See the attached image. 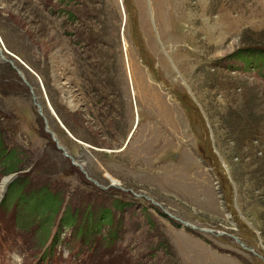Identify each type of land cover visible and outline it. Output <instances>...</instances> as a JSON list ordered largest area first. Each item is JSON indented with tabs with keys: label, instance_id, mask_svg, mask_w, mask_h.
I'll return each mask as SVG.
<instances>
[{
	"label": "rangeland",
	"instance_id": "obj_1",
	"mask_svg": "<svg viewBox=\"0 0 264 264\" xmlns=\"http://www.w3.org/2000/svg\"><path fill=\"white\" fill-rule=\"evenodd\" d=\"M0 239L264 264V0H0Z\"/></svg>",
	"mask_w": 264,
	"mask_h": 264
},
{
	"label": "trees",
	"instance_id": "obj_2",
	"mask_svg": "<svg viewBox=\"0 0 264 264\" xmlns=\"http://www.w3.org/2000/svg\"><path fill=\"white\" fill-rule=\"evenodd\" d=\"M69 224V220H66V222H65V225H68ZM99 227V223H97L95 226H94V229L95 228H98Z\"/></svg>",
	"mask_w": 264,
	"mask_h": 264
},
{
	"label": "bare ground",
	"instance_id": "obj_3",
	"mask_svg": "<svg viewBox=\"0 0 264 264\" xmlns=\"http://www.w3.org/2000/svg\"><path fill=\"white\" fill-rule=\"evenodd\" d=\"M5 181H6V180H5ZM5 181L3 182V186H2V189H1L2 191H3V189H4L5 184L7 183V182H5Z\"/></svg>",
	"mask_w": 264,
	"mask_h": 264
},
{
	"label": "water",
	"instance_id": "obj_4",
	"mask_svg": "<svg viewBox=\"0 0 264 264\" xmlns=\"http://www.w3.org/2000/svg\"><path fill=\"white\" fill-rule=\"evenodd\" d=\"M55 115V114H54ZM57 117V116H56ZM185 224V223H184ZM185 226H188V224H185ZM193 228H196V227H193ZM263 260H264V258H263Z\"/></svg>",
	"mask_w": 264,
	"mask_h": 264
}]
</instances>
